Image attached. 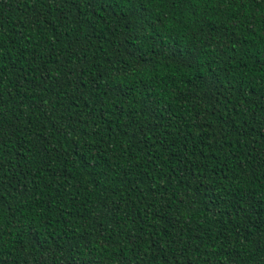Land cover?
I'll return each instance as SVG.
<instances>
[{
    "label": "trees",
    "instance_id": "trees-1",
    "mask_svg": "<svg viewBox=\"0 0 264 264\" xmlns=\"http://www.w3.org/2000/svg\"><path fill=\"white\" fill-rule=\"evenodd\" d=\"M0 264H264V0H0Z\"/></svg>",
    "mask_w": 264,
    "mask_h": 264
}]
</instances>
